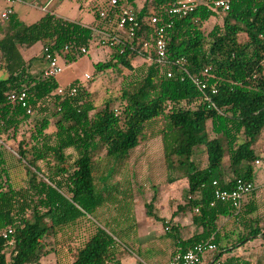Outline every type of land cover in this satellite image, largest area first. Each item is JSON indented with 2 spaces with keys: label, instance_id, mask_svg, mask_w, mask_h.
Returning a JSON list of instances; mask_svg holds the SVG:
<instances>
[{
  "label": "trees",
  "instance_id": "1",
  "mask_svg": "<svg viewBox=\"0 0 264 264\" xmlns=\"http://www.w3.org/2000/svg\"><path fill=\"white\" fill-rule=\"evenodd\" d=\"M140 1L95 4L90 24L52 12L30 24L15 13L0 22V70L7 73L0 75V232L14 229L9 239L0 237V264H43L52 250L59 251L51 241L58 243L62 234L79 241L70 247L68 264H122V243L114 230L124 231L119 219L133 212L134 192L130 179L125 185L115 182L114 165L127 164L130 152L154 137L162 140L168 182L183 176L188 180V202L173 217L189 211L198 228L188 239L178 237L173 256L210 240L217 246L213 259L253 264L250 256L235 251L250 241H264L256 189L239 210L231 201L217 199L215 189L230 190L238 178L256 180L255 145L264 130V0H230L227 11L213 9L215 0H197L196 9L184 17L169 14L179 0H144L141 6ZM125 7L140 24L136 37L110 47L111 59L96 63L98 71L115 69L124 77L118 98L99 107L78 80L67 86L77 87L74 95L60 94L57 76L32 72L22 46L42 42L44 56L49 49L67 62L76 61L85 55L83 48L104 47V31L118 32ZM220 11L223 23L206 33L204 23ZM153 16L159 24L173 22L165 34L168 55L173 61L184 58L182 64L149 60L155 59L154 48H143V43L156 40ZM242 33L247 41L241 40ZM193 77L207 82L208 89L201 90ZM22 90L28 93L31 113L9 98ZM53 118L55 130L50 132ZM27 123H33L30 133L15 152L7 140L16 139ZM200 146L208 156L205 166L194 159ZM69 149L78 154L73 162ZM12 158L26 171L21 185L13 181ZM156 200L145 204L147 215L163 222L168 233L179 231L180 226L170 228L171 220L154 213Z\"/></svg>",
  "mask_w": 264,
  "mask_h": 264
},
{
  "label": "rangeland",
  "instance_id": "2",
  "mask_svg": "<svg viewBox=\"0 0 264 264\" xmlns=\"http://www.w3.org/2000/svg\"><path fill=\"white\" fill-rule=\"evenodd\" d=\"M104 1L105 0H14V5L16 11L20 15L22 14L21 19L26 24L37 21L46 12H52L61 17L88 24L94 20V13L91 7ZM143 1L144 0H141L139 2L140 6L143 4ZM0 2L4 4L7 3L6 0H0ZM223 18L224 13L220 11L218 16L204 23L203 29L208 33L216 24H222ZM240 38L243 41L249 39L246 33H242ZM26 49L27 48L23 46L21 50L29 63H31L30 59L32 57H37L32 63L41 65L38 72H41L42 69L49 66V61L43 54L42 42L30 47L29 52ZM110 53L111 49L104 46L100 48L92 47L88 53L72 62H67L64 57L59 56L58 62L63 67V71L57 75L59 85L66 87L73 81L78 80L85 89L92 93V98L99 107L109 99L118 98L121 95L124 77L115 69L98 71L96 67L98 61L110 60L112 57ZM134 64L139 66L141 64L140 58L137 59ZM123 71L125 74H130V71L126 68H123ZM36 73L37 72H35V74ZM86 74L90 77H86ZM0 75L6 77L7 73L0 70ZM118 105L119 102H116V108L119 107ZM54 122L55 119L53 118L52 125L49 128L50 132L55 130ZM32 124L33 123H27L21 127L16 139L7 140L11 150L15 152L18 151L19 140L30 133ZM210 134L213 135L212 132ZM255 148L260 160L259 163H257V161L254 163L257 176L256 184L262 187L264 185V130ZM67 153L72 155V162L78 156L77 152L73 149L67 150ZM104 153L105 150L102 149L101 154L103 155ZM130 155L127 164L117 163L114 165V168L117 170L115 177L116 183L121 182L122 185H125L127 179L131 180L134 192L133 212L128 217H120L119 219L121 226L125 228L124 231L114 230V232L122 243V247L120 248L121 253H119L122 264H150L151 261L149 258L153 257L154 259V256L158 254H156L158 248H161L158 245V241H156V234L159 230L161 232L166 226L163 225V222H159L155 218L147 215L145 204L151 202L153 197L156 196L157 200L154 203V213L159 216L164 215L167 220H171L174 210H177L179 205H184L188 202V181L187 177L183 176L175 183L168 182L167 170L163 159L162 140L160 137H154L148 141L142 142L137 148L130 152ZM194 159L201 166L207 164L208 156L204 152L203 146L197 147ZM228 161L229 156L227 155L225 165L227 178L232 175ZM11 162L14 164L12 171L13 181L15 184L21 185L25 181L26 171L17 160L12 158ZM260 206L263 215L261 218L262 226H264V195L261 198ZM180 214L189 218L192 217L189 211L181 212ZM172 222H174V220ZM85 225H87L86 222ZM170 225L171 223L169 226ZM128 231H130V234H137L139 232V236L137 234V240L135 239L134 242H130L129 239H127ZM192 233L190 229H187L184 231V236H190ZM140 237L144 239L143 242L139 240ZM58 239V243L51 241V246L58 247L59 251L56 253V251L52 250V252L42 260L44 264H68V262L72 260V257L69 256L70 247L74 249L79 241L74 239L72 234H62ZM253 244L254 245H246L235 252H239V254L244 256L243 258L250 256L249 258L252 260L251 262L253 264H256V262L258 263L260 259L262 260L258 264H264V241L262 239H257ZM144 248H148V250L150 248L153 252L151 253L150 251L149 253L148 251L146 255L143 252ZM158 255V258H162L166 253L162 252V254ZM228 256L229 255H225L224 258Z\"/></svg>",
  "mask_w": 264,
  "mask_h": 264
},
{
  "label": "built area",
  "instance_id": "3",
  "mask_svg": "<svg viewBox=\"0 0 264 264\" xmlns=\"http://www.w3.org/2000/svg\"><path fill=\"white\" fill-rule=\"evenodd\" d=\"M118 0H111V4H117ZM197 0H179L178 2L174 3L170 9L169 14L172 16H179L184 17L193 12L197 7ZM213 9H221L223 11H227L230 8V0H215L212 3ZM14 13V10L12 8H5L0 10V22L5 23L10 19L12 14ZM105 15L104 12H102V16ZM160 18L157 16L152 17V23L156 25V40L154 44H151L150 42L146 41L143 43V48L149 49L151 47L154 48L155 52V59L151 56L149 57V60H153L155 62H158L160 64H182L185 59H178L176 61H173L169 58L168 55V42L166 40L165 34L167 31V28H170L173 24V22L165 23V24H159ZM139 22L136 19L134 13L131 11V9L128 7H125L123 9V14L120 16V19L118 21V32L113 34L110 32H103L104 37L101 41L102 45L106 47H113L120 43L125 42H132L134 38L137 35V31L139 29ZM83 53H88L89 50L87 48L82 49ZM46 58L49 61V66L45 70V76H57L63 71L62 65L58 62L59 55H53L49 51V49H45ZM208 72V69H206L203 74H206ZM167 75L169 77L173 76L172 71H168ZM86 77H90L88 74H86ZM194 82L200 87L201 90L205 91L208 89V84L205 81H202L198 77H193ZM58 92L60 94H71L74 95L77 92V87L71 86V87H62L60 86L58 88ZM217 92V88L213 87L212 93L215 94ZM9 98L12 101H18L20 102L24 107H28V113H31V109L29 108V100H28V93L25 90H22L21 92H12L9 95ZM206 100L211 102L212 105L214 103L212 102V95L208 94L206 92ZM260 160H257V163H259ZM214 184L217 186L218 182L215 181ZM256 189V184L253 181H247L243 178H238L235 186L228 190V189H222L219 186L215 189V197L222 201H231L233 205L236 207L237 210L241 209L243 206L244 201L246 200V197L252 193ZM14 234L13 228H8L2 232H0V237H3L5 239H9ZM10 244H12L14 241H9ZM217 250V246L212 243L210 240L206 242H200L190 248L188 251L184 253H177L175 254L170 264H203L204 257L206 254L213 253L215 254V251ZM210 264H224V261L222 260H215L213 259Z\"/></svg>",
  "mask_w": 264,
  "mask_h": 264
},
{
  "label": "crops",
  "instance_id": "4",
  "mask_svg": "<svg viewBox=\"0 0 264 264\" xmlns=\"http://www.w3.org/2000/svg\"><path fill=\"white\" fill-rule=\"evenodd\" d=\"M7 1V3H3V2H0V10H2V9H5V8H12L13 10H14V13L15 14H17V16L21 19V15L16 11V7H15V5H14V0H6ZM45 14H43L42 16H44ZM41 16V17H42ZM60 16V15H59ZM40 17V18H41ZM39 18V19H40ZM38 19V20H39ZM22 20V19H21ZM37 20V21H38ZM69 20H71V19H69ZM73 21V20H72ZM36 22V21H35ZM79 22V21H78ZM86 24V23H85ZM88 24H90V23H88ZM3 37V33L2 32H0V39ZM23 47V46H22ZM22 47H21V49H22ZM24 47H26L27 49V51L29 52L30 51V47H27V46H24ZM109 48V47H108ZM42 50H44V46H43V43H42ZM22 51V50H21ZM23 54V53H22ZM110 55H111V53H110ZM24 56V55H23ZM25 58V57H24ZM37 57H32L29 61L31 62V63H29L28 62V60L26 59V61L29 63V64H31V66H32V72L35 74V72H37V73H41V72H43L44 70H46V68L45 69H42V71L41 72H38V70L40 69V64H38V63H36V64H33L32 63V61L34 60V59H36ZM141 61V60H140ZM99 62V61H98ZM36 73V74H37ZM162 147H163V145H162ZM163 159H164V156H163ZM165 163V162H164ZM205 166V165H204ZM257 177V176H256ZM188 181V180H187ZM177 182V181H176ZM175 183V182H174ZM257 182H256V180H255V184H256ZM263 195H264V185L261 187H259V186H257V184H256V196H257V199H258V204H259V210H258V214H259V216L262 218V211L260 210V201H261V198L263 197ZM178 209V208H177ZM176 212V210H174V212H173V214ZM160 217H162V218H165V216L163 215V216H161L160 215ZM174 220V222H172ZM191 220V221H190ZM262 220V219H261ZM158 221V220H157ZM159 222H161V221H159ZM164 225V224H163ZM174 225H177V226H180L179 227V231H177L176 233H168V231H166V228H163L162 229V231L160 232V230H159V232L156 234L157 235V237H156V241H158V245L161 247V248H158V251L156 252V254L158 253V254H162V252H164V253H166V255L164 256V257H162V258H158V254L157 255H155L154 256V259H153V257H151V258H149L150 259V261H151V263L150 264H170V261H171V259H172V257H173V254L175 253V252H177V250L179 249V247H177V242H178V237H181L182 239H188L189 237H191L197 230H198V228H197V226H195L193 223H192V219L191 218H189V217H187V216H184L183 214H178L177 216H175V217H173L172 216V218H171V225L169 226L170 228L172 227V226H174ZM193 225V226H192ZM263 225V224H262ZM158 226V225H157ZM165 226V225H164ZM187 229H190L193 233L190 235V236H184V231L185 230H187ZM138 234V236H139V232L137 233ZM137 234L136 233H134V234H130V232H129V234L127 235V239H129V241L130 242H134V240L136 239L137 240V238H138V236H137ZM136 235V236H135ZM173 237H172V236ZM171 236V237H170ZM140 241H144V239H142V237H140V239H139ZM138 240V241H139ZM254 242H256V240L255 241H250L247 245H254L253 243ZM148 251H149V253H150V251H151V253L153 252V250H151L150 248H149V250H148V248H144V250H143V252L147 255V253H148ZM213 253H210V254H207V256L206 257H204V262H203V264H206L208 261H209V264L211 263V261L213 260ZM226 255H229V254H226ZM121 259V258H120ZM154 260V261H153ZM149 261V262H150ZM156 261H160V262H156ZM121 262H122V260H121ZM44 264V263H43ZM137 264H142V263H137Z\"/></svg>",
  "mask_w": 264,
  "mask_h": 264
}]
</instances>
